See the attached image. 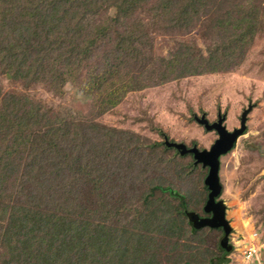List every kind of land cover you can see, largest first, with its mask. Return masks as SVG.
<instances>
[{
	"label": "trees",
	"instance_id": "1",
	"mask_svg": "<svg viewBox=\"0 0 264 264\" xmlns=\"http://www.w3.org/2000/svg\"><path fill=\"white\" fill-rule=\"evenodd\" d=\"M195 29L201 47L153 55L155 35ZM262 30L264 0H0V76L90 99L76 114L0 86V264L182 263L207 227L188 229L199 213L185 201L151 198L178 195L146 167L156 151L192 154L99 118L129 93L239 66Z\"/></svg>",
	"mask_w": 264,
	"mask_h": 264
},
{
	"label": "rangeland",
	"instance_id": "2",
	"mask_svg": "<svg viewBox=\"0 0 264 264\" xmlns=\"http://www.w3.org/2000/svg\"><path fill=\"white\" fill-rule=\"evenodd\" d=\"M201 35L200 29L174 38L155 35L153 55H166L178 41H193L201 47L204 44ZM0 86L5 91L28 95L76 114H85L90 104L89 96L70 84H65L59 93L41 83L24 88L0 76ZM249 105L252 108L247 114L244 133L237 138L234 148L219 158L220 198L231 227L232 249L225 254L219 247L222 231L207 227L197 236H188L191 248L182 254L184 261L180 264H207L217 262L220 256H224V261L219 264H264V30L255 37L239 66L129 93L118 106L99 118L103 124L131 130L147 142H163L167 136L170 141L182 142L188 147L208 149L217 133L205 130L194 116L205 115L209 122H214L218 113L225 115L223 124L231 131L239 127L241 113ZM160 152L150 155L151 165L146 167L148 177L152 182L169 186L178 196H166L167 192L161 195L156 190L150 194L151 198L164 196L175 204L183 200L188 209L193 207L200 216H206L200 207L205 203L201 202L205 196L207 168L193 165L190 155L182 158L176 151ZM207 194L208 190L206 197ZM188 229H191L190 223ZM170 247L166 243L163 250ZM174 254L164 252L168 257L164 258L166 264L175 261Z\"/></svg>",
	"mask_w": 264,
	"mask_h": 264
},
{
	"label": "water",
	"instance_id": "3",
	"mask_svg": "<svg viewBox=\"0 0 264 264\" xmlns=\"http://www.w3.org/2000/svg\"><path fill=\"white\" fill-rule=\"evenodd\" d=\"M252 106L245 108L240 116L238 128L227 130L223 124L225 115L218 113L217 120L209 122L204 115L200 117L194 116L196 122L204 127L207 131L214 130L217 133V138L208 149H198L196 147H187L182 142H167L168 147H174L181 155L191 153L193 164H201L207 168V174L204 178V184L207 187L208 194L203 210L205 213H210L211 216H199L189 212L188 219L194 229L208 227L211 229L220 228L222 237L219 242V247L227 254L232 249L229 244V234L231 227L225 216V205L220 198L222 186L219 181V158L228 153L234 148L237 138L241 136L246 129L247 114Z\"/></svg>",
	"mask_w": 264,
	"mask_h": 264
},
{
	"label": "flooded vegetation",
	"instance_id": "4",
	"mask_svg": "<svg viewBox=\"0 0 264 264\" xmlns=\"http://www.w3.org/2000/svg\"><path fill=\"white\" fill-rule=\"evenodd\" d=\"M212 131H214V130H212ZM206 216H211V214L210 213H206ZM217 229H220V228H217ZM221 230V229H220ZM222 231V230H221Z\"/></svg>",
	"mask_w": 264,
	"mask_h": 264
},
{
	"label": "built area",
	"instance_id": "5",
	"mask_svg": "<svg viewBox=\"0 0 264 264\" xmlns=\"http://www.w3.org/2000/svg\"><path fill=\"white\" fill-rule=\"evenodd\" d=\"M251 254H252V250L250 249V250H249V256H250Z\"/></svg>",
	"mask_w": 264,
	"mask_h": 264
}]
</instances>
